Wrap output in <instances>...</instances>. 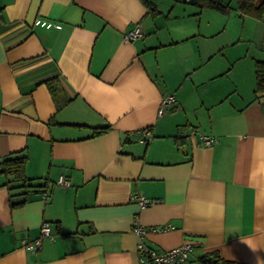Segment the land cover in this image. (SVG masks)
I'll return each mask as SVG.
<instances>
[{"label":"crops","instance_id":"0c3cea01","mask_svg":"<svg viewBox=\"0 0 264 264\" xmlns=\"http://www.w3.org/2000/svg\"><path fill=\"white\" fill-rule=\"evenodd\" d=\"M231 6L0 0V161L25 153L43 185L23 195L0 173V264H139L134 218L158 250L191 242L181 264H264V16ZM135 25L142 37L124 42ZM43 222L52 238L33 253Z\"/></svg>","mask_w":264,"mask_h":264},{"label":"trees","instance_id":"16d2710c","mask_svg":"<svg viewBox=\"0 0 264 264\" xmlns=\"http://www.w3.org/2000/svg\"><path fill=\"white\" fill-rule=\"evenodd\" d=\"M185 1V0H184ZM186 2H193L200 8L216 10L222 13H227L231 10V3L234 4L241 14L251 16L254 18H261L264 16V0H189ZM224 2V3H223ZM255 90L256 94L264 93V60L255 62ZM49 90L52 94L53 99L58 103V95L62 93L57 82L53 80L47 81ZM63 101V103H65ZM59 106V104H57ZM60 107V106H59ZM109 130V126L95 128L93 130L92 136L101 134ZM27 162V155L25 153H18L8 158H4L0 161V173L4 175L5 182L1 185L6 187L9 191L13 189H23L25 190L23 195L32 188H41V184H33V179L26 177L25 175V164ZM45 186V185H44ZM43 192L47 193L44 189ZM14 197L13 194L10 195V207L16 208L24 205L26 199L23 198L18 201H12ZM214 264H231L226 261H222L219 258L215 257Z\"/></svg>","mask_w":264,"mask_h":264},{"label":"built area","instance_id":"2783aa9c","mask_svg":"<svg viewBox=\"0 0 264 264\" xmlns=\"http://www.w3.org/2000/svg\"><path fill=\"white\" fill-rule=\"evenodd\" d=\"M189 1V0H185ZM35 25H40L42 27H56L60 28L59 25H55L51 22L44 21L41 19H37L34 23ZM142 37L141 29L138 25H135L133 28L128 30L126 33L123 34V41L124 42H131L136 39H139ZM176 103L175 97L172 94H168L162 97L160 101V106L158 109V115H163L167 110L174 107ZM142 139L141 141H148L150 139V134L146 131L140 132ZM211 139L208 137H204V143L206 145L210 144ZM57 184L69 187L70 182L66 180L63 176H60L57 180ZM138 205L139 208L147 207L151 204H153L155 201L149 200L145 197L141 196H134L133 197ZM133 228L132 231L139 237V242L137 244V253H138V261L139 264H181L188 260L190 253L193 249V244L191 242H185L179 246H176L174 248L168 249V250H158L154 247H151L147 245L142 238L145 235L146 229L141 227L135 222V218L133 219ZM172 228L169 225L164 226L162 229L167 230ZM152 230H155L154 228ZM50 225L47 222H43L40 227V236L32 241H28L24 243L25 249L35 253L42 245V238L48 237L52 238L50 234ZM206 263L212 264V259H206Z\"/></svg>","mask_w":264,"mask_h":264}]
</instances>
